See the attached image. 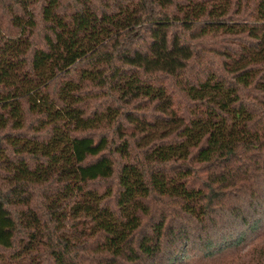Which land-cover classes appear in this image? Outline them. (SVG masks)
Returning <instances> with one entry per match:
<instances>
[{
    "label": "trees",
    "instance_id": "trees-1",
    "mask_svg": "<svg viewBox=\"0 0 264 264\" xmlns=\"http://www.w3.org/2000/svg\"><path fill=\"white\" fill-rule=\"evenodd\" d=\"M0 264H264V0H0Z\"/></svg>",
    "mask_w": 264,
    "mask_h": 264
},
{
    "label": "rangeland",
    "instance_id": "rangeland-1",
    "mask_svg": "<svg viewBox=\"0 0 264 264\" xmlns=\"http://www.w3.org/2000/svg\"><path fill=\"white\" fill-rule=\"evenodd\" d=\"M243 260H247V258H245V257H244V258H242V259H241V262H243Z\"/></svg>",
    "mask_w": 264,
    "mask_h": 264
}]
</instances>
